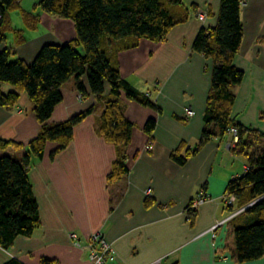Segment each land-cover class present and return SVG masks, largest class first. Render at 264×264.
Listing matches in <instances>:
<instances>
[{
	"label": "crops",
	"instance_id": "obj_1",
	"mask_svg": "<svg viewBox=\"0 0 264 264\" xmlns=\"http://www.w3.org/2000/svg\"><path fill=\"white\" fill-rule=\"evenodd\" d=\"M20 9L33 12L36 23L28 27L20 9V29L24 41L17 44L11 35L0 44V51L10 49V59L31 62L42 45L62 44L75 36L71 20L47 14L34 4ZM174 8L181 19L165 39L140 38L112 41L116 62L123 79L141 93L148 94L155 107L130 100L122 93L119 103L124 115L133 122L131 141L124 147L128 172L116 182L107 175L120 149L99 132L103 101L109 97L106 84L103 100L91 93L85 76L81 80L85 95L80 96L76 80L69 78L61 87L62 101L48 120L60 122L92 106V112L74 127L73 138L50 157L55 143L49 142L44 156L33 157L28 170L34 196L39 206V223L30 236H18L10 247L0 246V264L17 258L24 264H41L43 257L57 264H93L87 242L92 233L101 232L114 250L106 264H264L259 259L238 262L235 257L233 227L248 220L227 208L225 188L228 181L242 175L247 158L236 144L227 146L228 133L220 134L214 124L206 125L204 111L211 87L214 61L192 49L201 28L216 24L220 0H183ZM182 6V7H181ZM203 14V19L198 16ZM243 36L234 65L244 72L243 80L233 87L235 99L231 117L236 122L264 134V0H242L240 7ZM2 91L13 90L8 83ZM193 111L185 117V109ZM153 117L152 148L147 149L148 135L143 130ZM204 129L214 134L180 165L170 158L180 147L184 155L199 145ZM40 130L33 103L26 93L10 107L0 106V139L22 143L19 149L8 146L0 151L21 157L25 145ZM251 152L264 148V139ZM246 139V136H244ZM253 146V147H252ZM200 192L206 199L188 219L187 207ZM236 200L233 204L235 205ZM76 233L81 247L74 245L70 233Z\"/></svg>",
	"mask_w": 264,
	"mask_h": 264
},
{
	"label": "trees",
	"instance_id": "obj_2",
	"mask_svg": "<svg viewBox=\"0 0 264 264\" xmlns=\"http://www.w3.org/2000/svg\"><path fill=\"white\" fill-rule=\"evenodd\" d=\"M20 0H0V44L10 32L17 44L24 41L22 31L12 27L10 13L20 9ZM183 0H39L34 8L69 19L74 25L73 39L62 43H47L41 46L31 62L24 59H10V49L0 51V106L14 105L21 93H26L33 103V112L40 130L26 145L21 157L0 155V246L7 249L18 236H30L39 223V206L28 177L31 158H42L47 143H55L50 157L63 149L73 138L74 127L79 124L93 107L73 114L60 122H49L55 106L62 101V85L71 77L76 80L80 96L85 95L81 80L87 79L91 93L103 100L104 87L109 86V97L103 101L99 117V132L106 141L119 146L118 158L112 163L107 175L109 182H116L128 172L125 164L124 147L132 138L134 128L122 111L119 98L123 93L130 100L155 107L145 93L139 92L122 78L114 49L109 50L112 41L131 38L132 46L140 38L162 41L170 29L181 19L174 14V8ZM242 0H220L216 24L208 29L201 28L192 42V49L214 65L211 71V87L204 111L206 125L214 124L220 134L227 133L230 126L238 129L239 151L247 158L245 172L228 181L226 196L233 195L236 203L228 204L230 212L243 206L240 212L247 221L235 224L233 236L235 257L238 262H248L264 256V148L251 152L249 135L264 139L259 130L246 127L231 117L235 95L233 87L240 84L244 72L233 61L239 51L243 36L240 7ZM28 27L36 23L33 12L20 9ZM264 45V37L260 39ZM8 83L13 90L4 92L1 84ZM156 126L153 117L147 118L144 132L151 143ZM213 131L204 129L199 145L184 155L180 147L171 151L170 158L183 165L187 157L204 144ZM246 136V139L244 138ZM8 146L19 149L22 143L0 139V151ZM252 203V204H251ZM188 219L193 221L196 211L187 207ZM238 214V215H239ZM2 264H24L17 258H9ZM41 264H57L55 259L43 257Z\"/></svg>",
	"mask_w": 264,
	"mask_h": 264
},
{
	"label": "built area",
	"instance_id": "obj_3",
	"mask_svg": "<svg viewBox=\"0 0 264 264\" xmlns=\"http://www.w3.org/2000/svg\"><path fill=\"white\" fill-rule=\"evenodd\" d=\"M200 19H203V14L198 16ZM148 96V94H146ZM185 117H191L193 115V111L190 108L185 109L184 113ZM227 133L230 135V140L227 142L228 147L234 146L238 142V129L235 125H232L228 128ZM147 149L152 148L151 143L146 144ZM247 169V168H246ZM264 197V195L262 196ZM206 197L203 192L198 193L189 203V209H196L199 205L204 203ZM235 197L233 195L226 196V203L233 204ZM252 204V203H251ZM246 206H243L237 210L231 212V214L223 221H218L211 227V231H213L217 226L226 221L227 219L234 217L236 214L242 212ZM70 238L73 243L77 247H81V243L78 240V235L74 232L70 233ZM87 247L89 248V260L93 264H106L109 260L114 258V250L110 243L104 238L101 232L92 233L88 239Z\"/></svg>",
	"mask_w": 264,
	"mask_h": 264
},
{
	"label": "rangeland",
	"instance_id": "obj_4",
	"mask_svg": "<svg viewBox=\"0 0 264 264\" xmlns=\"http://www.w3.org/2000/svg\"><path fill=\"white\" fill-rule=\"evenodd\" d=\"M38 1L39 0H24L23 6H25L26 8L29 9L30 8L29 6H31L32 4H34V3L38 2ZM12 15H13V24H14V26H21V18H20V15H19L18 11L12 12ZM7 41H8L7 43H9V41H11V35H10V33H7ZM8 85H10V84H8ZM251 137L253 139V143H254L253 146H254V148L256 150L259 149L258 146L255 145L256 143H258V138H256V136H254V135H252Z\"/></svg>",
	"mask_w": 264,
	"mask_h": 264
}]
</instances>
